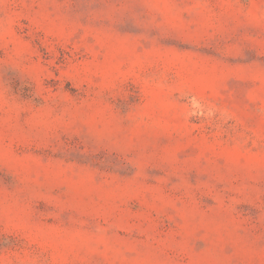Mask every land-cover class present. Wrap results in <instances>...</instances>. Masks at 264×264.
Listing matches in <instances>:
<instances>
[{"label":"rangeland","instance_id":"1","mask_svg":"<svg viewBox=\"0 0 264 264\" xmlns=\"http://www.w3.org/2000/svg\"><path fill=\"white\" fill-rule=\"evenodd\" d=\"M0 264H264V0H0Z\"/></svg>","mask_w":264,"mask_h":264}]
</instances>
